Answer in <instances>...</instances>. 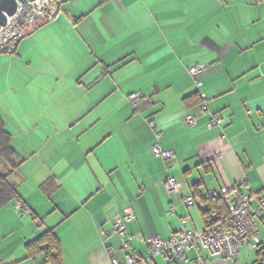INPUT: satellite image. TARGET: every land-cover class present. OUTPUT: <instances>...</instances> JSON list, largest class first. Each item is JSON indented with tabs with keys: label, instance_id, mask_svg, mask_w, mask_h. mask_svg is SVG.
Listing matches in <instances>:
<instances>
[{
	"label": "crops",
	"instance_id": "obj_1",
	"mask_svg": "<svg viewBox=\"0 0 264 264\" xmlns=\"http://www.w3.org/2000/svg\"><path fill=\"white\" fill-rule=\"evenodd\" d=\"M195 64H206L210 100L188 127ZM0 92V116L24 158L20 198L0 208V264H46L27 258L26 245L49 229L64 264H112L107 248L121 257L119 238L100 230L127 206L143 264H166L148 238H168L184 217L203 230L210 190H245V181L264 192V0H66L14 53L0 52ZM223 111L224 125L209 128L210 114ZM157 141L175 151L170 162L152 151ZM168 177L178 192L167 190ZM253 252L243 248L238 264ZM177 264L201 263L190 251Z\"/></svg>",
	"mask_w": 264,
	"mask_h": 264
},
{
	"label": "built area",
	"instance_id": "obj_2",
	"mask_svg": "<svg viewBox=\"0 0 264 264\" xmlns=\"http://www.w3.org/2000/svg\"><path fill=\"white\" fill-rule=\"evenodd\" d=\"M17 1L16 12L13 15H7L6 24L0 28V52L3 53H14L20 41L57 19L62 13V5L66 0ZM205 67L206 64H195L188 68V72L194 77L201 98V103L195 108L189 109L183 117L184 123L188 127L197 125L196 110L204 114L209 109L210 98L206 92L202 91L204 82L200 76ZM127 98L135 106L141 99V93L134 92ZM225 116L224 111L211 113L207 123L208 127L223 126ZM148 125L154 131L155 137L159 139L163 132L156 128L154 121H149ZM151 148L156 156L166 162H170L175 156V151L162 148L159 141L155 142ZM179 186L175 178H167L166 187L169 192H178ZM242 186L245 187V190H242L241 186H237L231 189L223 187L219 191L210 190L208 192L212 198H222L228 206V214L206 226L203 230L188 229L186 222L189 218L184 217L180 230L172 233L168 238L152 234L148 238L151 256L159 255L166 264H177L178 261L186 259L188 252L196 251L198 261L201 264H207L208 259L201 254L202 250H206L211 257H221L229 260L232 264H238V257L243 248L255 251L262 242L264 192L252 191L245 181ZM183 200L189 207L196 203L192 194L184 196ZM19 207H23V204L20 203ZM211 214L216 217V212L213 211ZM134 219L133 209L127 206L113 215L111 227H102L100 230V235L103 238L114 235L119 238L121 257L115 254L113 247L107 248L112 264H143L144 262L140 252L132 247L131 240L134 236L129 233L127 227Z\"/></svg>",
	"mask_w": 264,
	"mask_h": 264
},
{
	"label": "trees",
	"instance_id": "obj_3",
	"mask_svg": "<svg viewBox=\"0 0 264 264\" xmlns=\"http://www.w3.org/2000/svg\"><path fill=\"white\" fill-rule=\"evenodd\" d=\"M185 100L193 101V104L197 105L201 103L198 91L186 97ZM23 162L24 158L13 146L11 135L5 129L4 120L0 116V208L20 198L17 174ZM193 197L196 201V197L194 195ZM204 201L206 209L203 210V216L206 226L227 216L228 206L222 198H212L208 195ZM213 211L216 212V217L212 216ZM255 251L256 257L253 263L264 264V241ZM26 252L27 258L43 255L46 264H64L61 241L53 229L46 230L39 237L27 243Z\"/></svg>",
	"mask_w": 264,
	"mask_h": 264
},
{
	"label": "water",
	"instance_id": "obj_4",
	"mask_svg": "<svg viewBox=\"0 0 264 264\" xmlns=\"http://www.w3.org/2000/svg\"><path fill=\"white\" fill-rule=\"evenodd\" d=\"M26 1V0H21ZM34 1V0H30ZM18 7L17 0H0V28L6 24L7 15H13Z\"/></svg>",
	"mask_w": 264,
	"mask_h": 264
},
{
	"label": "rangeland",
	"instance_id": "obj_5",
	"mask_svg": "<svg viewBox=\"0 0 264 264\" xmlns=\"http://www.w3.org/2000/svg\"><path fill=\"white\" fill-rule=\"evenodd\" d=\"M1 93V92H0ZM16 143H18V144H23L22 142L23 141H15ZM254 257H256V251H254L252 254H251V256H249V257H245V258H243L242 260H241V264H254L253 262H254Z\"/></svg>",
	"mask_w": 264,
	"mask_h": 264
}]
</instances>
